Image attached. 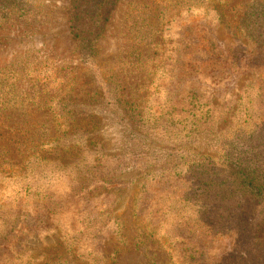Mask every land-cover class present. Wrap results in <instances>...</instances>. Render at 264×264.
Segmentation results:
<instances>
[{"label":"rangeland","instance_id":"1","mask_svg":"<svg viewBox=\"0 0 264 264\" xmlns=\"http://www.w3.org/2000/svg\"><path fill=\"white\" fill-rule=\"evenodd\" d=\"M30 1L27 17L33 16L34 23L0 26V88L13 90L19 102L24 99L19 93L27 94L36 76H50L55 82L44 87L42 100L59 115L65 76L79 94L78 116L96 129L85 137L83 125L63 136V126L56 135L61 140H51L65 118L53 120L51 114L36 120L43 111L27 117L36 134H44L37 137L44 144L39 148L38 141L35 155L24 157L12 171L0 168V264H264V203L248 204L245 216L235 211L220 229L229 231L212 239L196 229L202 220L194 216L196 204L179 200L185 185L173 184L172 190L164 185L165 195L166 179L160 177L162 170H170L169 182L185 178L188 168L210 160L224 167L220 179L230 182L240 155L262 145L252 139L264 127V68L236 76L212 63L200 65L234 47L255 51L252 42L238 36L230 21L196 4L171 13L161 36L164 50L146 54L141 67L126 65L124 57L137 54L129 48L125 26L129 3L135 0H117L96 44L98 70L84 64L69 34L65 13L70 0ZM232 1L264 6V0ZM203 31L213 49L202 41ZM184 33L189 37H181ZM183 54L198 62L190 74L175 62ZM246 57L254 61L255 56ZM109 72L118 86L104 82ZM187 91L214 109L209 129L197 131L189 120L172 119L173 104ZM91 92L102 98L82 103ZM121 95L140 114L133 111L128 117L115 108L114 98ZM28 106L25 102V110ZM57 144L70 150L65 162L58 158ZM193 188L196 192V182Z\"/></svg>","mask_w":264,"mask_h":264},{"label":"trees","instance_id":"2","mask_svg":"<svg viewBox=\"0 0 264 264\" xmlns=\"http://www.w3.org/2000/svg\"><path fill=\"white\" fill-rule=\"evenodd\" d=\"M116 1L70 0V7L65 13L69 34L76 44V50L83 55L84 64L90 67L96 66L98 70L100 68L96 62V44L106 30L107 22L110 21L111 13L113 12L112 8ZM197 1L199 3H196ZM31 4L30 0H0V26L12 25V23L18 22H22V24L28 26L34 23L30 21L31 18L35 19L33 16L27 17L29 16ZM196 4L205 5L206 8H210L216 14L218 20L230 21L232 26L235 27L234 30L237 31L236 34L240 37H245L248 44L251 41V45L255 48V51L251 52V50L234 47L226 50L224 56L219 52L215 55L214 60L200 62V65L212 63V67L227 70L236 76L252 74L264 68V40H260L262 35L261 30H264V6L255 2L240 4L232 0H135L130 2V9L125 14V26L126 28L128 26L127 36L131 44L129 48L131 51L137 52V54L132 58L124 57V64H138V67H141L146 54L152 50L153 52L160 49L164 50L161 36L166 22H169L171 17H174V14L172 16L171 13L175 10L177 11L175 13H178L183 7L190 9L192 5ZM45 21H47V18ZM186 35L184 33L181 37H189V34ZM204 35L205 38L202 41H206L208 46L213 49L214 43H212L210 35L206 32H204ZM194 46H199V40H195ZM240 53L241 55L237 56ZM251 53L255 56L254 61L246 57L247 54L251 56ZM256 61L258 63L255 64ZM175 62L181 70L187 71V73H191V70L199 67L197 65L198 62L190 58L188 54L177 56ZM56 76L58 75L56 74ZM104 78H107L104 82L109 86H118L116 84L118 79L112 73L104 74ZM34 79L29 89H27V94L25 92L19 93L20 97L24 98L19 102H17L12 89L10 91L5 88L3 93L4 88H0V168L3 167L5 169L8 167L9 171L19 167L24 162V157L28 158L35 155L36 143L40 142L37 137H45L44 134H36L34 127L27 124V117L33 115L34 112H44V115L37 116L36 120H42L43 116H51V114H53L51 116L53 120L65 118V124H57L59 128L55 129L54 134L49 136L51 140H61L56 135L60 131L62 132L61 127L63 126V136L74 134L76 129H82L83 125H85V137L89 136L96 129V126L89 124L90 120L78 116L79 110L76 107V100H78L79 94L65 76L60 79V81L64 82V84H61L64 89L59 91L61 93L57 103V105L61 106V114L59 115H56L55 109L52 110L53 106L51 104L46 106L42 100L44 87L50 88L52 82L55 81H52L50 76H46L45 74L36 76ZM1 82H4V79ZM251 82L247 83L245 88L249 87ZM191 92H185L186 95L181 98L182 100L179 104H173L170 111L172 119L182 117L185 122L189 120L191 128L197 131L209 129L211 126L208 124L215 115L213 113L214 109L202 97L198 96L195 92ZM88 95L87 100H83L82 103H98L102 98L99 95L98 99L96 92L88 93ZM9 96H12V100H2ZM114 99V103L112 104L124 116L130 117L133 115L134 108L127 107L129 104L124 100L122 95L115 96ZM80 101H82V98ZM250 101L251 99L248 100V102ZM25 102L29 104L26 110L24 108ZM100 103L103 104L102 102ZM33 108V112L28 113ZM140 112L136 110L135 116L140 114ZM262 122L264 123V121ZM180 124L181 122H176V126ZM131 128L132 130L137 129L133 123H131ZM252 140L253 143L258 142L259 144L262 143V145L250 147L249 150L240 155V163L235 169L230 171L233 175L230 182L227 179H220L222 176L219 175L225 171L224 167L216 168L210 160L188 168L189 170L185 178L174 180L173 182H169V180H173V173L170 170H162L161 176L159 174L161 178L164 175V179H166L162 183L165 195H168L169 192L164 190V185L170 187L171 190L173 184L185 185L181 189L179 200L184 202L192 201L196 204V211L193 208L191 214H187V216H191L194 211L196 218L200 216L202 219L201 223L196 222L195 226L199 227L196 229H199L200 233L206 237L215 239L217 236L219 237L229 231L225 230L221 232L220 229L224 223L234 216L235 211L238 212L239 216H245L244 212L248 204H255L257 207L264 203L263 126L258 129ZM43 144L40 142L39 148H42ZM63 147V145L57 144L55 149L60 155L58 156L60 161L65 162V153H69L70 150L69 148L63 149ZM15 154L23 157V160L18 162L14 156ZM198 165L200 166L199 169H197ZM193 182L197 184L196 192H194ZM251 221L250 219L249 222ZM137 246L138 242H135V247ZM232 258V256L229 257V262ZM218 262L212 264H218ZM194 264L202 263L196 262Z\"/></svg>","mask_w":264,"mask_h":264}]
</instances>
